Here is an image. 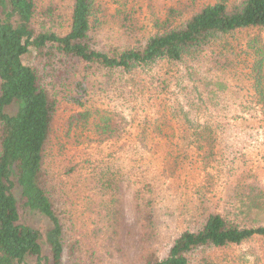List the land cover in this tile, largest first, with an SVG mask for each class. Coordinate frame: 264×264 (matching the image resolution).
<instances>
[{"label": "trees", "instance_id": "obj_1", "mask_svg": "<svg viewBox=\"0 0 264 264\" xmlns=\"http://www.w3.org/2000/svg\"><path fill=\"white\" fill-rule=\"evenodd\" d=\"M133 12L115 8L110 13L102 0H0V264H225L221 251L264 238V183L246 170L225 184L222 199L213 198L212 184L199 186L183 229L168 240L152 186L135 187L140 247L135 262L121 253L120 170L98 167L93 195L80 214L85 217L72 219L63 189L45 170L62 103L76 105L69 128L87 139L92 134L99 143L119 139V128L113 117L95 114L85 100L116 76L148 74L152 93L161 99L180 96L190 85L199 93L201 112H210L209 97L240 59L229 39L247 30L264 33V0H217L186 17L169 9L164 19L153 20L147 36ZM107 23L114 28L113 40L102 45ZM244 47L253 50L247 75L264 121V45L249 41ZM32 52L34 67L24 62ZM179 104V111L170 108L172 118L182 122L178 140L194 147L209 178L217 146L212 121L188 117ZM12 105L17 109L10 114L6 110ZM165 126L156 125L152 132L161 137ZM15 189L25 207L48 221L46 251L40 231L21 222Z\"/></svg>", "mask_w": 264, "mask_h": 264}, {"label": "rangeland", "instance_id": "obj_2", "mask_svg": "<svg viewBox=\"0 0 264 264\" xmlns=\"http://www.w3.org/2000/svg\"><path fill=\"white\" fill-rule=\"evenodd\" d=\"M102 1L110 13L115 8L133 10L140 33L147 36L153 32V20L164 19L169 9H174L176 16L186 17L200 5L217 0ZM66 29L67 24L64 31ZM113 33L112 24H105L101 44L110 45ZM249 41L264 45V33L247 30L229 39L240 59L236 70L222 76L220 81L224 84L220 88L216 86V93L209 97L210 112L206 108L203 110L207 111L201 112L199 93L190 85L182 92L183 97L171 93L161 99L152 93L148 74L138 72L132 77L116 76L113 82L93 90L88 102L85 100L86 106L95 114L113 117L119 128V139L99 143L90 136L92 134L87 139L80 130L69 128L68 118L76 105L61 104L54 122V146L52 144L47 153L45 170L57 187L63 189L61 196L71 205L69 209L74 221L85 217L80 214L86 211L88 196L93 195L91 180L98 167L105 165L121 171V253L128 263L135 262L140 254L138 217L133 208L135 187L144 183L152 186V195L165 219L168 240L183 229L192 199L203 183L207 187L213 185L211 193L215 200L223 198L225 184L239 171L246 170L264 183V121L254 103L247 75L254 61L253 50L244 47ZM35 57L34 52L29 53L24 62L34 67ZM180 102L186 106L183 110L189 113L188 117L200 121L207 117L212 121L217 146L212 168L207 169L209 178L201 162L198 164L194 147L188 148V143L178 140L177 131L183 129L182 122L172 118L170 108ZM16 109V105H12L6 111L12 114ZM176 109L179 111V106ZM166 122L163 135L156 136L152 129ZM164 136L172 137L170 143ZM166 149L172 150L174 156H167ZM14 194L19 202L21 222L40 231V243L46 251L48 221L25 207L16 189ZM218 257L225 264H262L264 238L254 237L243 245L221 251Z\"/></svg>", "mask_w": 264, "mask_h": 264}]
</instances>
